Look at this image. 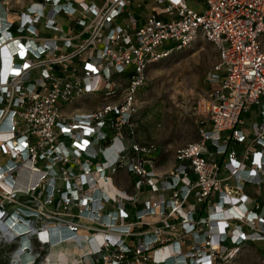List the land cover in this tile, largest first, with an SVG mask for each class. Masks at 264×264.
Returning a JSON list of instances; mask_svg holds the SVG:
<instances>
[{
  "label": "built area",
  "instance_id": "built-area-1",
  "mask_svg": "<svg viewBox=\"0 0 264 264\" xmlns=\"http://www.w3.org/2000/svg\"><path fill=\"white\" fill-rule=\"evenodd\" d=\"M147 1L141 21L133 0H31L13 14L2 6L6 264H48L65 240L84 246L76 264H227L231 249L264 241V0L136 6ZM61 15L74 21L68 30ZM198 37L217 60L191 110L197 138L167 167L168 147L137 136V92L151 63ZM95 96L94 107L75 103Z\"/></svg>",
  "mask_w": 264,
  "mask_h": 264
},
{
  "label": "rangeland",
  "instance_id": "rangeland-1",
  "mask_svg": "<svg viewBox=\"0 0 264 264\" xmlns=\"http://www.w3.org/2000/svg\"><path fill=\"white\" fill-rule=\"evenodd\" d=\"M29 1L31 0H0V11L4 6L13 14ZM136 2L141 3V0ZM153 4V1H147L139 7L136 3H132V6L143 16L147 15ZM192 7L196 5L193 4ZM57 19L60 18L57 16ZM124 20L127 19L124 18ZM58 21L63 25L68 23L61 19ZM216 60L215 46L204 38L198 37L187 46L173 50L170 54L151 63L146 71L145 82L137 92V136L141 140L153 141L168 147V151L162 154L161 159L165 166L171 164L176 147L197 138L196 116L191 110L196 98L209 89L210 84L206 81V73ZM96 98L97 96L93 97L89 102L83 99L75 103L94 107L99 103ZM75 103L63 107L62 110L71 109ZM245 118L249 123L253 116L251 114ZM159 153L160 149L152 155L156 158ZM118 178L122 184L128 183L125 173L119 172ZM229 182L233 183L234 180L229 179ZM1 254L0 264H6V258ZM223 262L264 264V241L245 242L237 249H231V253Z\"/></svg>",
  "mask_w": 264,
  "mask_h": 264
},
{
  "label": "bare ground",
  "instance_id": "bare-ground-1",
  "mask_svg": "<svg viewBox=\"0 0 264 264\" xmlns=\"http://www.w3.org/2000/svg\"><path fill=\"white\" fill-rule=\"evenodd\" d=\"M0 12H2V10ZM107 153L108 156L110 157L112 154L111 149H108ZM20 178L21 179L25 178L24 172L21 173ZM20 178L18 179V182ZM25 184H26V180H25ZM112 185L113 184L111 183V185L109 186L110 187L109 191L111 193L114 190ZM83 237L86 238L85 236ZM65 241H69V240H65ZM65 241L56 242L51 246L49 253L47 254L45 259L47 260L48 264H76L79 261V255L81 252L84 251V246H80L78 244H72L70 242H65ZM170 262L172 263V261Z\"/></svg>",
  "mask_w": 264,
  "mask_h": 264
},
{
  "label": "crops",
  "instance_id": "crops-1",
  "mask_svg": "<svg viewBox=\"0 0 264 264\" xmlns=\"http://www.w3.org/2000/svg\"><path fill=\"white\" fill-rule=\"evenodd\" d=\"M136 1H137V0H135V1L133 0L132 3H137ZM192 1H193V2H192ZM191 2H192V3H191ZM185 3H186V5L189 6V7H192L193 4L196 5V7L199 6V2H197V1H195V0H185ZM194 8H195V7H194ZM131 9L133 10L134 15L138 18V21H141V20L144 18L145 15L142 16L138 11H135V9H134L133 6H131ZM58 17H59L61 20H65V21L68 22L67 25H63V23L61 22L62 27H63V29H65V30H68V28H69L70 26H72L73 23H74V21L67 19V18H66L65 16H63V15L58 16ZM60 19H58V20H60ZM123 21L127 22V20H124V18H122V22H123ZM125 22H124V23H125ZM74 29H76V28H74ZM120 172H123V173H125V174L127 175V173H126L124 170H121ZM122 185H125V184H122Z\"/></svg>",
  "mask_w": 264,
  "mask_h": 264
}]
</instances>
